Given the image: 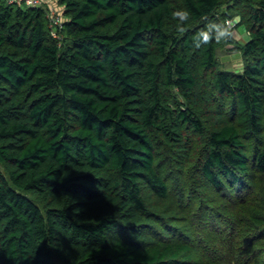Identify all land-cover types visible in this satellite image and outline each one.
I'll return each mask as SVG.
<instances>
[{
  "label": "trees",
  "instance_id": "trees-1",
  "mask_svg": "<svg viewBox=\"0 0 264 264\" xmlns=\"http://www.w3.org/2000/svg\"><path fill=\"white\" fill-rule=\"evenodd\" d=\"M51 4L0 0V264H264V0Z\"/></svg>",
  "mask_w": 264,
  "mask_h": 264
},
{
  "label": "clouds",
  "instance_id": "clouds-1",
  "mask_svg": "<svg viewBox=\"0 0 264 264\" xmlns=\"http://www.w3.org/2000/svg\"><path fill=\"white\" fill-rule=\"evenodd\" d=\"M174 19L180 21V25L177 26L179 32L185 31L183 24L188 21L190 18V13L187 10H178L172 13ZM240 23V18L235 17L232 21H228L225 24L212 23L205 29H202L201 32L197 33V36L194 38L193 44L195 47L199 48L203 44L208 43L212 39H228L232 35V27L235 24Z\"/></svg>",
  "mask_w": 264,
  "mask_h": 264
},
{
  "label": "rangeland",
  "instance_id": "rangeland-1",
  "mask_svg": "<svg viewBox=\"0 0 264 264\" xmlns=\"http://www.w3.org/2000/svg\"><path fill=\"white\" fill-rule=\"evenodd\" d=\"M57 11L61 14L62 12V7L56 4ZM233 20V19H232ZM243 33L244 29L241 26H236L234 29L232 28V34L233 36L239 40V42L244 43L247 38L245 39H239L237 35L238 33ZM230 46H225L220 50H217L216 56L219 61V65L221 69H227V70H232L233 72H238L240 70V55L237 52H234L232 50H228ZM175 190L178 191V188H170L169 191V199H172V196L175 194ZM178 195V194H177ZM167 210L168 214H172V204L170 205L169 202H167ZM190 224L189 222L187 225Z\"/></svg>",
  "mask_w": 264,
  "mask_h": 264
},
{
  "label": "built area",
  "instance_id": "built-area-1",
  "mask_svg": "<svg viewBox=\"0 0 264 264\" xmlns=\"http://www.w3.org/2000/svg\"><path fill=\"white\" fill-rule=\"evenodd\" d=\"M8 3L10 4H15L18 7L21 8H26V7H42L43 5H47L48 6V19L50 21V25H58L59 21H60V17L58 12L56 11V9L52 6L51 2L52 0H6ZM229 20H227L226 22H228ZM225 22V23H226ZM49 27V33L51 37H56V31L57 28H59L60 26H48Z\"/></svg>",
  "mask_w": 264,
  "mask_h": 264
},
{
  "label": "crops",
  "instance_id": "crops-1",
  "mask_svg": "<svg viewBox=\"0 0 264 264\" xmlns=\"http://www.w3.org/2000/svg\"><path fill=\"white\" fill-rule=\"evenodd\" d=\"M239 34H240V38H243V39H245V38H246L245 34H243L242 32H241V33H239Z\"/></svg>",
  "mask_w": 264,
  "mask_h": 264
}]
</instances>
